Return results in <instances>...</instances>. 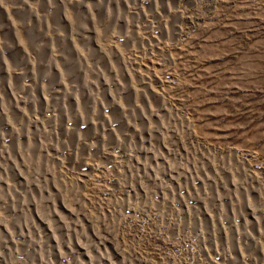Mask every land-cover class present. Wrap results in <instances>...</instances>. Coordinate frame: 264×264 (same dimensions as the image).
<instances>
[{
	"label": "rangeland",
	"instance_id": "374dc122",
	"mask_svg": "<svg viewBox=\"0 0 264 264\" xmlns=\"http://www.w3.org/2000/svg\"><path fill=\"white\" fill-rule=\"evenodd\" d=\"M110 263L264 264V0H0V264Z\"/></svg>",
	"mask_w": 264,
	"mask_h": 264
},
{
	"label": "bare ground",
	"instance_id": "6f19581e",
	"mask_svg": "<svg viewBox=\"0 0 264 264\" xmlns=\"http://www.w3.org/2000/svg\"><path fill=\"white\" fill-rule=\"evenodd\" d=\"M4 112V111H3ZM2 137V136H1ZM146 150V149H145ZM52 152V151H51ZM158 160V159H157ZM138 164V163H137ZM173 165V164H172ZM183 167V166H182ZM184 169V168H183ZM173 170H174V168H173ZM189 171V170H188ZM130 172V171H129ZM182 172V171H181ZM179 174V173H178ZM181 174V173H180ZM190 176V175H189ZM177 178V177H176ZM157 183V182H156ZM163 186V185H162ZM160 187V186H159ZM144 190V189H143ZM37 213V212H36ZM41 222L43 223L42 225H44V222H43V220L41 219ZM67 230V229H66ZM50 231V230H49ZM20 232V231H19ZM48 233V232H47ZM50 234V233H49ZM97 234V233H96ZM36 235V234H35ZM25 238V237H24ZM119 249V248H118ZM85 252H86V250H85ZM105 256V255H104ZM104 258V257H103ZM111 264V263H110Z\"/></svg>",
	"mask_w": 264,
	"mask_h": 264
}]
</instances>
